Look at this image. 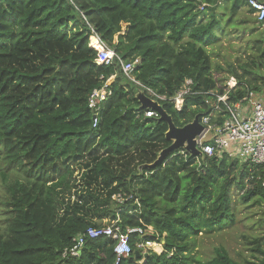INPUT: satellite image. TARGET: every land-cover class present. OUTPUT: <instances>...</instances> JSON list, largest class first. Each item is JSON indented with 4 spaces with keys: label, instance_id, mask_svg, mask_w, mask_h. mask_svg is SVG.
<instances>
[{
    "label": "trees",
    "instance_id": "obj_1",
    "mask_svg": "<svg viewBox=\"0 0 264 264\" xmlns=\"http://www.w3.org/2000/svg\"><path fill=\"white\" fill-rule=\"evenodd\" d=\"M252 16L246 0H0V180L7 192L0 197L6 223L0 264H245L224 247L202 260L196 240L224 233L237 216L249 221L253 207L264 208V165L177 149L160 165L145 167L171 145L168 126L144 116L136 94L145 91L122 74L118 61L97 65L89 42L96 35L124 62L139 59L132 76L161 96L192 80L201 94L188 96L181 111L161 102L183 127L196 115H211L204 93H225L229 77L237 81L229 104L264 91V32L252 40L257 55L249 64L228 65L223 84L213 77L209 53L231 27L264 31V22ZM111 76V95L93 128L88 97ZM224 119L220 113L212 122ZM83 155L92 161L85 183L102 182L107 190L99 199V222L79 214L83 196L72 206L58 199L71 188L72 163ZM231 190L241 193L236 204ZM106 218L122 229L151 227L149 239L163 242L162 252L142 254L134 235L131 255L118 262L115 242L106 237L86 239L77 258L63 256L76 236ZM242 238L264 264V230Z\"/></svg>",
    "mask_w": 264,
    "mask_h": 264
},
{
    "label": "built area",
    "instance_id": "obj_2",
    "mask_svg": "<svg viewBox=\"0 0 264 264\" xmlns=\"http://www.w3.org/2000/svg\"><path fill=\"white\" fill-rule=\"evenodd\" d=\"M246 4L253 10V16L258 23L264 22V2L260 0H246ZM96 46L89 47L96 51V63L99 66H111L118 61L122 74L141 86L148 98L161 105V102H169L174 109L181 111L188 96L199 95L200 92L193 91V82L186 79L183 85L171 97L161 96L149 88L138 83L132 76V72L139 59L132 62H124L115 52L110 49L98 36L94 35ZM90 38V39H91ZM115 76H111L106 80L102 87L93 90L88 97L87 107L92 113V127L98 125V115L101 111V105L110 97V84ZM101 79V78H100ZM225 93L219 94L217 91H209L204 94L209 95V99L205 100L206 105L211 110V115L200 118V124L203 126L202 134L196 138V147L205 157H221L226 155L229 158L239 161H249L256 165H264V101L258 94L249 91L247 95L235 104L227 102V94L233 90L237 81L234 77H229L224 84ZM223 113L225 119L218 125L214 122L218 114ZM146 118H159V114L153 109H147L144 113ZM264 188V181L262 182ZM119 203H123L124 199L121 195L112 197ZM154 234L151 227L143 229L141 227H126L122 229L117 220L106 223L100 227H89L83 234L73 239V245L70 249L65 250L63 256L69 255L77 258L81 254L86 239H95L106 237L112 239L114 244V254L117 262L121 259L128 258L131 253L130 237L137 236L136 248L146 254L152 251L156 254L162 252L163 242H156L149 239ZM159 247V252L157 251Z\"/></svg>",
    "mask_w": 264,
    "mask_h": 264
},
{
    "label": "rangeland",
    "instance_id": "obj_3",
    "mask_svg": "<svg viewBox=\"0 0 264 264\" xmlns=\"http://www.w3.org/2000/svg\"><path fill=\"white\" fill-rule=\"evenodd\" d=\"M234 24H238L237 19H235ZM249 27L251 26H247V28L242 29H235L234 27L229 28V35L227 37H222L219 41L212 45L213 49H209L212 62L213 77L217 80L219 85L221 83L223 84L222 81H224L225 76H227V72L225 70L228 65L238 67L242 64H249V62H251V60H249V57L257 55L256 51L253 48L252 40L255 36H259L261 32L264 31H262V28L256 29L255 33L252 34ZM90 46H96L95 38L94 40L93 38L90 39ZM215 66H221L223 68V71H217ZM259 73L264 76L263 71H260ZM258 97L261 100L264 99V91L258 93ZM88 164L91 165L92 161L84 155L75 163H72L74 173L72 179L69 182L71 188L69 189V191H64L58 199L65 204H70L72 206V204L74 205L75 202H78L80 204L81 199H79V196H83L86 201L84 204H82L79 214L84 216V218L88 220V217H90V220L99 222L100 220L98 219L96 212L98 210H103L99 207V199L105 197L107 190L104 188V184L102 182L98 184L93 183L91 185L85 183L86 178L83 174H85V172L87 171L86 165ZM114 170H116V167H114ZM8 176L10 178V182L13 181V174H10ZM6 195V188L3 186L0 180L1 199L4 200L3 198L6 197ZM240 195L241 193L235 190H231L229 192L232 204H236V202L240 198ZM56 206L58 214L61 215L63 209L62 206L60 205V203H58V205ZM261 208L262 209L253 207V209L250 211L251 217L249 221H241V219L239 220V216H237L235 227L228 231H225L224 233L210 236L200 234L196 240L197 247L195 249V252L198 253L202 260H207L213 256L214 248L224 247L231 258H233L234 260L240 261L245 264L246 262H248V264H257V254L251 251V248H253L252 245L247 243L246 240L242 238V235L244 234L247 236H255L256 234L264 230V221L260 222V219H264V208ZM4 211V206L0 205V234L4 232L6 227V223L1 220L4 217ZM107 221L108 218L102 219L101 222L106 224L108 223ZM156 249L159 252V247H157Z\"/></svg>",
    "mask_w": 264,
    "mask_h": 264
},
{
    "label": "water",
    "instance_id": "obj_4",
    "mask_svg": "<svg viewBox=\"0 0 264 264\" xmlns=\"http://www.w3.org/2000/svg\"><path fill=\"white\" fill-rule=\"evenodd\" d=\"M136 98L141 109H153L159 114L158 121L165 122L168 126L165 138L172 142L168 148L160 152L155 162L146 165L145 167L154 168L160 165L171 152L177 149H183L194 157L202 156L201 152L196 147V138L203 132V126L200 124L199 115H196L189 124H186L183 127H176L173 124L171 117L165 112L161 105L149 99L142 92H138Z\"/></svg>",
    "mask_w": 264,
    "mask_h": 264
},
{
    "label": "bare ground",
    "instance_id": "obj_5",
    "mask_svg": "<svg viewBox=\"0 0 264 264\" xmlns=\"http://www.w3.org/2000/svg\"><path fill=\"white\" fill-rule=\"evenodd\" d=\"M92 39V38H91ZM93 40H94V38H93ZM96 45V44H95ZM93 47V46H92Z\"/></svg>",
    "mask_w": 264,
    "mask_h": 264
},
{
    "label": "crops",
    "instance_id": "obj_6",
    "mask_svg": "<svg viewBox=\"0 0 264 264\" xmlns=\"http://www.w3.org/2000/svg\"><path fill=\"white\" fill-rule=\"evenodd\" d=\"M262 101H264V99H262Z\"/></svg>",
    "mask_w": 264,
    "mask_h": 264
}]
</instances>
